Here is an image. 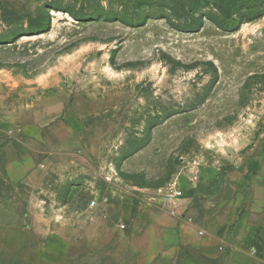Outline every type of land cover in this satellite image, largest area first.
I'll list each match as a JSON object with an SVG mask.
<instances>
[{
	"label": "rangeland",
	"instance_id": "374dc122",
	"mask_svg": "<svg viewBox=\"0 0 264 264\" xmlns=\"http://www.w3.org/2000/svg\"><path fill=\"white\" fill-rule=\"evenodd\" d=\"M262 2L0 0V264H115L50 209L264 160V16L240 25ZM24 157L39 192L9 177Z\"/></svg>",
	"mask_w": 264,
	"mask_h": 264
},
{
	"label": "crops",
	"instance_id": "0c3cea01",
	"mask_svg": "<svg viewBox=\"0 0 264 264\" xmlns=\"http://www.w3.org/2000/svg\"><path fill=\"white\" fill-rule=\"evenodd\" d=\"M7 169L27 190L46 183L48 167L30 158L9 161ZM124 188L101 184L92 190L94 206L64 201L50 209L68 234L65 249L78 237L91 256L104 252L115 264H264V160L192 181L191 188Z\"/></svg>",
	"mask_w": 264,
	"mask_h": 264
},
{
	"label": "trees",
	"instance_id": "16d2710c",
	"mask_svg": "<svg viewBox=\"0 0 264 264\" xmlns=\"http://www.w3.org/2000/svg\"><path fill=\"white\" fill-rule=\"evenodd\" d=\"M264 2H262L261 4L263 5ZM262 5H258L255 13L251 14V15H245V17L242 19V21L240 22V25L242 23H246L255 19H259L261 17L264 16V7H261ZM220 12H224L223 9L219 8Z\"/></svg>",
	"mask_w": 264,
	"mask_h": 264
},
{
	"label": "built area",
	"instance_id": "2783aa9c",
	"mask_svg": "<svg viewBox=\"0 0 264 264\" xmlns=\"http://www.w3.org/2000/svg\"><path fill=\"white\" fill-rule=\"evenodd\" d=\"M175 194L178 195V194H180V192L177 191ZM90 205H91V206H94V205H95V200H92V201L90 202ZM191 220H192L191 218H187V221H188V222H191ZM202 233H203V231H199V234H202Z\"/></svg>",
	"mask_w": 264,
	"mask_h": 264
}]
</instances>
